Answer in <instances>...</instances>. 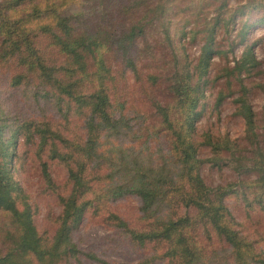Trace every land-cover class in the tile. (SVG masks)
Wrapping results in <instances>:
<instances>
[{
  "label": "trees",
  "instance_id": "obj_1",
  "mask_svg": "<svg viewBox=\"0 0 264 264\" xmlns=\"http://www.w3.org/2000/svg\"><path fill=\"white\" fill-rule=\"evenodd\" d=\"M226 1L200 22L205 0H0V264H83L75 236L87 219L136 264H264V104L250 102L264 85L245 43L264 19L241 21L234 66L211 62L227 53L219 24L264 0ZM199 35L192 58L183 43ZM209 89L212 111L233 100L242 138L199 129ZM220 162L235 179L211 185L203 168ZM32 173L55 201L49 229L19 180ZM128 200L132 213L118 206Z\"/></svg>",
  "mask_w": 264,
  "mask_h": 264
},
{
  "label": "rangeland",
  "instance_id": "obj_2",
  "mask_svg": "<svg viewBox=\"0 0 264 264\" xmlns=\"http://www.w3.org/2000/svg\"><path fill=\"white\" fill-rule=\"evenodd\" d=\"M205 1L211 5L207 7L206 11L200 16L196 13L193 16L195 20L197 18L200 19V22H203L205 18H214L217 15V12H215L216 6L222 4V0ZM245 1L246 0H227L226 3L230 8L236 10L238 7L243 6ZM187 17H191V14L188 13L176 16L175 21L183 25L186 22ZM223 17L227 19L228 15L225 14ZM237 18L238 22L234 27L223 22L219 24L217 43L219 44V49L227 53L220 56L214 55L211 62L234 66L235 62L239 60L242 55L245 47V44H241L239 38H237V34L241 28V21H247L249 24H252L260 19H264V8L257 11L252 10L249 14L246 12L239 13ZM191 27L192 26L186 27V31L188 32ZM201 38L202 35H199L196 42L190 41L189 38H185L184 40L183 44L192 58H197L200 55V47L203 44V42L200 41ZM245 43L253 47L256 58L262 64L261 67H259V70L262 73L259 74L257 78L252 79V81H255V84L258 83L264 85V23H257L249 30ZM236 97L237 96L233 98ZM206 98V107L203 109L205 113L204 119L199 124V129L213 127L214 132L228 135L232 139L242 138L244 136V121L237 115L236 106L233 100H227L218 110L213 109L212 111V109L208 107V104H211L210 106L213 107L214 99L216 98V91L211 89L207 90ZM250 102L255 111L259 112L262 109L264 95L261 88H252ZM262 144L264 146V138ZM201 155L203 158H208V150L202 149ZM223 164L224 162H220V165L215 166H212L209 163L205 164V167L203 168V176L207 183L217 185L235 179V175L230 169L225 168L223 171L219 169ZM19 176H22L19 177V180L26 190L33 194L34 197L38 196L40 198L39 204L41 215L39 216V219H37L38 226L42 230L49 229V224L45 221V216L50 207H53L56 211L54 199L39 196L40 189L37 175H33L32 173L26 177H23V174H19ZM230 203H232V201H230ZM134 205L135 204L132 200H128L121 202L118 206L122 211L132 213L135 211ZM113 238V232L104 227L99 220L87 219L83 221L75 236V240L79 244V247L86 254V257L82 261L83 264H103L96 261L93 257H87V255L92 256L91 254L97 256L106 264H136L138 262V253L128 244L117 243Z\"/></svg>",
  "mask_w": 264,
  "mask_h": 264
}]
</instances>
